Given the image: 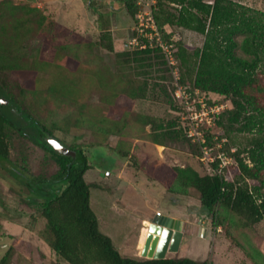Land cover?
Segmentation results:
<instances>
[{
  "label": "rangeland",
  "instance_id": "374dc122",
  "mask_svg": "<svg viewBox=\"0 0 264 264\" xmlns=\"http://www.w3.org/2000/svg\"><path fill=\"white\" fill-rule=\"evenodd\" d=\"M232 1L264 13V0ZM2 3L23 13L26 9H39L45 19L39 31L18 32V37L8 38L7 47L0 46V79L5 80L20 109L0 94L14 124L9 127V142L12 161L19 170L15 175L13 163L0 159V238L4 239L0 244V262L6 255L8 264L60 262L49 244L46 222L41 216V198L26 184L39 175L54 177L60 166L51 153L33 142V138L39 137L28 114L66 147L85 153L91 166L85 175L91 185V207L101 231L112 238L125 257L147 259L137 247H144L150 220L158 210H172L184 224L183 237L179 250L169 252L167 258H190L211 264H264V223L246 227L242 218L222 206L212 217L196 191L174 194L164 186L173 180L176 168H193L201 176L221 173L214 166L216 162L203 160L201 138H211V157L220 150L218 140H226L222 149L229 157L228 166L233 164L230 156L237 150L249 148L254 138L264 139V129L239 132L245 120L231 130L218 127L219 116L233 109L231 101L212 92L196 94L187 79L184 86L191 99L183 103L172 101L180 107L179 111L164 97L156 99L152 94L136 102L123 95L104 104L92 88L94 75L104 73L122 83L135 77L133 67L124 61L126 51H131L124 44L132 35L135 17L127 13L122 1L94 0L93 9L89 0H0ZM97 11L110 19L107 28L112 36V52L102 42ZM3 22L0 20V28ZM166 31L176 43H184L190 53L201 49L205 42L203 35L184 28L166 27ZM50 62L64 69L50 67ZM163 74L165 81L155 78L150 83L173 89L174 78L166 72L158 75ZM64 79L68 84H63ZM261 81L264 82V73ZM60 89H65L63 98L56 96ZM261 102L264 104V99ZM203 106L210 113L208 120L212 122L213 117L215 122L208 125L203 116L196 128L190 116L201 112ZM212 110H219V114L211 113ZM147 117L156 124L168 125L170 131L185 129L188 139L166 137L162 145L156 144L152 136L156 132L145 123ZM66 185L60 184L59 188ZM143 220L148 221L143 224Z\"/></svg>",
  "mask_w": 264,
  "mask_h": 264
},
{
  "label": "trees",
  "instance_id": "16d2710c",
  "mask_svg": "<svg viewBox=\"0 0 264 264\" xmlns=\"http://www.w3.org/2000/svg\"><path fill=\"white\" fill-rule=\"evenodd\" d=\"M119 1L124 3L132 18L136 17L139 9L137 0ZM18 10L0 4V20H4L0 28V46L7 47L8 38L12 35L18 37V32L33 30L35 33L42 29L45 17L39 9H26L24 13ZM16 13L23 16L18 17ZM97 15L102 42L105 49L112 52V36L107 28L110 19H105L104 13L99 11ZM155 18L167 41L172 35L167 34L166 27L184 28L205 37L203 47L192 53L184 43L175 42V54L182 68L180 82L183 86L187 79L193 90L216 93L231 101L233 109L219 116L218 127L231 130L235 124L245 120L239 132H252L256 128L263 130L264 104L261 101L264 99V82L261 81V74L264 70L260 68L264 67V13L232 0H213L212 3L206 0H157ZM126 52L124 61L135 70L134 78L122 83L98 72L91 79L92 88L101 96L102 102L107 105L123 95L136 102L152 94L156 99L164 97L172 103L175 111L181 110L174 103L178 102L175 86L168 90L161 83H150L155 78L165 81L164 74L158 75L162 72L173 78L164 53L160 49ZM48 65L64 69L55 62ZM64 82L68 84L65 79ZM6 86L5 80L0 79V94L20 110L17 99ZM56 96H66L65 89L58 90ZM6 108L0 101V159L13 163L12 173L17 175L19 170L12 161L9 142V127L14 124ZM27 116L39 137L33 138V142L51 153L60 166L59 172L52 178L39 175L26 182L37 198H41V216L46 222L49 244L60 261L56 264H211L190 258L155 260L122 255L112 238L101 231L99 219L91 207V185L85 180L91 166L85 153L77 148L71 149L76 152V157L57 153L47 142V137L54 136L53 133L38 119ZM155 122L150 117L145 120L156 132L152 135L156 144L162 145V139L166 137L187 138L185 129L170 131L168 125L165 127ZM18 130L24 134L22 128ZM206 139L207 145L211 146V138L207 136ZM199 147L202 151L200 144ZM230 157L234 160L233 164L221 169L219 174L201 176L193 168L173 169V180L164 183V186L174 194L188 195L190 190L196 191L203 208L212 217L222 206L242 218L246 227L264 223V139H252L249 148L239 149ZM220 164L221 160H217L214 166L219 169ZM60 184H67L66 188L60 189ZM7 262L8 255L0 264Z\"/></svg>",
  "mask_w": 264,
  "mask_h": 264
},
{
  "label": "built area",
  "instance_id": "2783aa9c",
  "mask_svg": "<svg viewBox=\"0 0 264 264\" xmlns=\"http://www.w3.org/2000/svg\"><path fill=\"white\" fill-rule=\"evenodd\" d=\"M156 5L157 0H137V6L139 8L138 13L136 14L134 27L132 28V35L124 44V48L131 51L160 49L164 53L165 58L172 70L176 87L175 98L182 101L183 103V101L191 99V93L180 82L181 71L179 68V60L175 54V41L174 39L167 41L164 38V33L158 26L155 18ZM195 91L196 94L200 93V90ZM202 108L203 109L201 112H196L190 116L191 120L193 121V126L196 128H198L203 122V116L206 118L208 125H212L215 122L213 117L210 118L212 119V122L208 120L210 113L205 109V106ZM211 113H215V115L219 114V110H212ZM199 120H201V122H199ZM225 142L226 140L222 139L221 143L219 144L220 150L223 148L222 144ZM199 144L202 148V153L204 154L203 160H208L211 162V164L215 163L217 160H221L220 169L225 168V166L230 163L229 157H226L225 153L221 152L220 150H218L216 156L211 157L210 153L213 149L207 145V139L205 137L201 138ZM230 159L232 158L230 157Z\"/></svg>",
  "mask_w": 264,
  "mask_h": 264
},
{
  "label": "water",
  "instance_id": "95a60500",
  "mask_svg": "<svg viewBox=\"0 0 264 264\" xmlns=\"http://www.w3.org/2000/svg\"><path fill=\"white\" fill-rule=\"evenodd\" d=\"M47 142L57 153L67 157H76V152L66 147L56 137L48 136ZM183 227V222L179 220L156 215L149 222L142 256L147 259L162 260L167 258L169 252L178 251L183 237ZM2 240L0 239V242Z\"/></svg>",
  "mask_w": 264,
  "mask_h": 264
},
{
  "label": "crops",
  "instance_id": "0c3cea01",
  "mask_svg": "<svg viewBox=\"0 0 264 264\" xmlns=\"http://www.w3.org/2000/svg\"><path fill=\"white\" fill-rule=\"evenodd\" d=\"M156 215H161V216H166V217H169V218H172V219H175V220H180L181 221V219L178 217V215H175L174 213H173V211L171 210L169 213L168 212H166V213H163V212H160L159 210L156 212ZM155 215V216H156ZM145 221H148V220H143V224H144V222ZM151 221V220H150ZM144 244V243H143ZM138 248V250H140L141 252L143 251V245L142 246H138L137 247Z\"/></svg>",
  "mask_w": 264,
  "mask_h": 264
},
{
  "label": "flooded vegetation",
  "instance_id": "af4514ba",
  "mask_svg": "<svg viewBox=\"0 0 264 264\" xmlns=\"http://www.w3.org/2000/svg\"><path fill=\"white\" fill-rule=\"evenodd\" d=\"M0 239H3V238H0ZM4 243V239L0 242V244H3ZM5 245H7V244H5ZM5 245H3V246H5ZM0 247H2L1 245H0Z\"/></svg>",
  "mask_w": 264,
  "mask_h": 264
}]
</instances>
